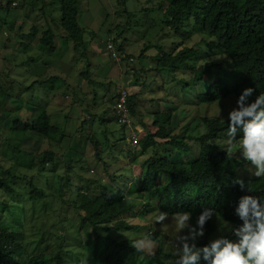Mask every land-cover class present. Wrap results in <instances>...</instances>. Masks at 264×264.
Returning <instances> with one entry per match:
<instances>
[{
    "label": "trees",
    "instance_id": "obj_1",
    "mask_svg": "<svg viewBox=\"0 0 264 264\" xmlns=\"http://www.w3.org/2000/svg\"><path fill=\"white\" fill-rule=\"evenodd\" d=\"M142 2V5L124 14L128 18L127 24L135 21L139 12L157 11L165 28L168 27V19L173 22L174 27L169 32L172 46L178 45V40L171 38L172 35L176 39L191 38L193 31L190 26H184L190 18L195 22L196 34L200 37L204 35L208 39L202 40L206 47L205 56L201 58L206 61L203 68L187 63V59L200 56L198 48L188 46L162 54L156 60L154 68L147 71L151 72L149 87L153 80L162 79V88L158 91L165 92L163 98H166V106H170L168 110L159 109L150 115L136 116V108L139 107L136 103L137 95L129 97L133 116L135 114L139 117V120L134 118L144 131L139 134L140 153H149V157L141 164L136 182L134 181L129 190L130 198L140 200L141 203L136 204L127 199L122 190L125 182L119 181L116 174H113L105 185L100 178L99 193L91 191L89 186L80 187L62 206V210L65 207L73 208L74 215L77 216L78 225L72 231L65 228L64 220L61 219L60 226L66 230L65 233L50 237L43 233V237L29 241L30 235L39 236L43 231L34 232V228L28 226L30 222L22 220L25 205L48 201L50 197L55 196L52 191L55 185L58 186L56 198L64 203L65 187L72 182L70 178L66 181L67 176L74 170L75 165L82 166L83 155L78 151L68 150L59 159L49 144V149L42 154L28 156L27 163L18 164L25 166V172L23 168L17 173L16 165L9 169L0 166V169L5 170L4 176L2 169L0 170V264H21L19 258L23 256H26L23 264H130L134 255L141 254L133 247V243L137 241L134 237L142 234L144 229L143 226L132 222V218L139 211L144 210V216L153 219L161 211L167 212L168 217L177 212L190 211L193 214L192 222L195 223V217L203 208L212 207L217 211L218 220L232 222L238 226L242 223L234 215L238 199L243 195L264 193V179L239 176L238 170L245 169L247 162L236 158L231 148L227 149L222 145L228 141L227 120L208 116L200 118L204 131L198 133L199 137L188 135L191 142L200 146V153L196 159L187 160L190 154L189 140L185 139L186 135H175L172 126L175 97L169 98L166 78H163V71H177L178 65H183L182 70L191 74L190 78L175 77L171 81L181 85L182 102L185 101L188 90L195 91L196 81L199 80L208 84L204 102L211 105L229 98L236 101L247 87L256 90L252 99L264 93V0H148L151 4L148 7L145 6L146 2ZM12 9L15 8H8L3 12L7 13ZM59 10L62 30L74 50L86 48V33L89 31L82 27L79 21L80 0H61ZM88 26H91V22ZM112 33L110 30L109 35ZM54 37L51 29L43 32L40 39L43 49L48 52L56 51ZM150 47L151 44L149 49ZM119 50L124 51L123 47ZM211 50H216L217 54L222 56L221 63L209 61L216 55ZM228 63L232 64V70L224 74L214 71ZM52 78L56 81L59 79L57 76ZM140 82L141 79L137 78L135 86H140ZM114 98L115 106L119 93ZM158 98L152 99L151 102H162L161 98ZM23 104L21 102L20 108L24 107ZM46 108L45 106L40 111L45 117L44 121L38 116L30 122L13 117L12 126L5 134L18 138L22 144L29 143L31 136H41L60 145L65 140V130L50 124ZM112 112L115 115L114 109ZM105 114L94 115L104 124L109 123ZM3 121L5 127L11 122L8 117H3ZM194 123L196 118L187 126L193 133L196 131ZM93 125L94 123H88L85 133L89 135V140L95 143V136L92 135ZM174 140L178 143L184 141L185 154L177 151L171 143ZM61 163L68 165L69 173L66 171L65 177L57 174ZM106 166L108 167V163ZM34 170L36 173L29 176L28 173ZM237 176L246 182L250 181L252 192L241 191L238 185H230L231 180ZM19 184L28 186L19 187ZM68 219L74 222L73 219ZM149 230L151 239L160 246L156 254L146 256V259L156 262L165 252L164 244L161 243L164 240L155 228L149 227ZM213 230L217 228L210 220L206 225L204 241H198V244H206Z\"/></svg>",
    "mask_w": 264,
    "mask_h": 264
},
{
    "label": "rangeland",
    "instance_id": "obj_2",
    "mask_svg": "<svg viewBox=\"0 0 264 264\" xmlns=\"http://www.w3.org/2000/svg\"><path fill=\"white\" fill-rule=\"evenodd\" d=\"M20 1L19 8L0 13V166L9 169L16 165L18 173L25 167L18 164L27 163L28 156L35 157L42 154L49 149V144L59 159L68 150H76L83 155L82 166L75 165L74 170L67 176L66 181L70 178L72 182L65 187L64 203L56 198L58 186L55 185L52 190L55 196L50 197L48 201L25 205L22 220L29 221L28 226L34 228V232L43 231L39 236L30 235L29 241H31L43 237V233L47 237L65 233L66 230L60 226L61 219L64 220L65 228L72 231L78 225L77 216L74 215L73 208L65 207L62 210V206L80 187L89 186L91 191L99 193L100 178L105 185V182L111 180L109 178L116 174L119 181L125 182L122 190L127 199L136 204L141 203L140 200L130 198L129 190L137 180L141 164L149 157V153L141 155L140 139L137 137L135 142L133 130L130 129L129 132V128L121 127L116 122L112 112L114 97L122 91H127L129 97L137 95L136 103L139 107L136 108V116L137 114L150 115L151 112L159 109L168 110L170 106H166V98H163L165 92L158 91L162 88L160 81L162 79L153 80L149 87L151 72L147 73V71L154 68L156 60L162 54L175 48L180 50L188 46L198 48L200 56L187 59V63L203 68L206 61L201 58L205 56L206 47L202 40L208 38L196 34L195 22L193 18H190L186 20L184 26H190L193 31L191 38L176 39L172 35L171 38L178 40V45L172 46L169 32L174 27L173 22L168 19L169 28H165L162 17L157 11L139 12L135 21L127 24L128 18L124 14L142 5V1L146 2L145 6H150L148 0H80L79 21L81 26L87 28L89 32L86 33V48L76 51L71 41L67 39L59 21L61 20L59 10L61 0H58L56 4H52L55 0ZM90 22L91 26H88ZM48 29H51L55 36V52H48L40 45L42 34ZM110 30L113 31L111 35H109ZM110 40L114 41L113 44L121 57L120 62L114 61L106 50ZM150 44L152 47L149 49ZM120 47H123L124 51H120ZM211 51L216 55L209 61L221 63L222 56L218 55L216 50ZM142 54H144L143 57H141ZM31 58L34 60L32 61ZM182 68L183 65H178L177 71L175 69L167 70L165 73L163 71L165 74L163 78H166L169 98L175 97L176 107L172 118L175 135H186L185 139L189 140L188 135L199 137L198 133L201 130L204 131L200 118L208 116L226 120L228 112L236 106V101L229 98L212 105L205 103L208 84L199 80L196 81L195 91L188 90L187 97L182 102L181 85L171 82L175 77L190 78L191 74L184 72ZM230 70H232V64L228 63L214 71L224 74ZM56 76L59 79L52 80V77ZM137 78L141 79L138 87L135 86ZM156 97L161 98L162 102L152 103L151 100ZM21 102L24 103L22 108H20ZM45 106L49 115L46 117L50 124L58 125L65 130L66 137L60 145L53 141L49 142L41 136H31L29 143L22 144L18 138L5 134V131L12 126L13 117L30 122L38 116L44 121L45 117L40 111ZM132 110L133 106H131ZM98 113L101 115L106 113L109 123H101L100 118L94 115ZM131 115L134 120L131 126L142 130L137 132L144 133L143 127L137 124L133 111ZM3 117H8L11 121L6 127ZM194 118L196 123L193 127L196 131L193 133L187 126ZM136 119L139 120V117ZM88 123H94L92 135L95 136V143L91 142L89 135L85 133ZM239 138L240 134L237 141L232 144L231 150L236 158L241 159L238 150ZM182 142L178 143L174 140L171 143L177 151L185 154L186 151L183 150L185 144L184 141ZM188 143L190 154L187 160L196 159L200 153V146L190 140ZM222 145L229 148L228 141ZM249 167L250 165L246 163L245 169L238 170L239 176L255 178L250 174ZM3 168L0 170L4 176ZM58 169L60 170L57 174L63 177L67 175L66 171L69 173L67 164L61 163ZM23 171L25 172V168ZM35 173L36 170L29 172L28 175ZM66 181L65 183H68ZM18 186L28 185L19 184ZM21 218L22 215L19 219ZM68 218L73 219L74 222ZM218 221L220 220L214 216L211 223L217 228ZM132 222L144 228L142 234L134 237V240L150 235L149 227L155 228L165 242H161L164 244L165 252L156 262L147 260V255H134L130 264H171L176 259L171 255L177 235L172 216H169L161 225L156 223L155 219L145 217L142 210L132 218ZM216 231L213 230L209 239L216 234ZM205 236L199 241L203 242ZM230 238L235 239L231 236ZM156 245L155 254L160 246L157 243ZM34 248L33 246L32 249ZM25 258L26 256L20 257L19 262L23 264Z\"/></svg>",
    "mask_w": 264,
    "mask_h": 264
},
{
    "label": "clouds",
    "instance_id": "obj_3",
    "mask_svg": "<svg viewBox=\"0 0 264 264\" xmlns=\"http://www.w3.org/2000/svg\"><path fill=\"white\" fill-rule=\"evenodd\" d=\"M255 91L247 87L241 92L236 106L228 112L226 134L229 148L240 134V156L250 165L252 176L264 179V93L252 99ZM132 130L138 131L133 127ZM230 185L252 192L250 181L246 182L239 176L233 178ZM217 215L215 208L205 207L193 223L190 211L173 214L177 235L171 253L176 259L171 264H264V193L241 196L235 204L234 215L242 223L237 226L232 222L218 221L216 234L206 244L199 245L198 241L205 236L207 223ZM166 219L168 213L161 211L155 222L162 225ZM133 247L138 253L152 256L157 245L150 235H146L135 241Z\"/></svg>",
    "mask_w": 264,
    "mask_h": 264
},
{
    "label": "built area",
    "instance_id": "obj_4",
    "mask_svg": "<svg viewBox=\"0 0 264 264\" xmlns=\"http://www.w3.org/2000/svg\"><path fill=\"white\" fill-rule=\"evenodd\" d=\"M21 6L20 0H0V13L8 8H19ZM106 50L110 54V57L114 59V61L120 62L121 57L116 50L113 42L110 40L106 45ZM131 61H134L131 59ZM116 121L120 126L127 127L132 129V115L129 101V93L127 91H122L119 94L118 102L114 106ZM138 131H141L137 129ZM134 136L133 139L137 141V131L133 130Z\"/></svg>",
    "mask_w": 264,
    "mask_h": 264
},
{
    "label": "crops",
    "instance_id": "obj_5",
    "mask_svg": "<svg viewBox=\"0 0 264 264\" xmlns=\"http://www.w3.org/2000/svg\"><path fill=\"white\" fill-rule=\"evenodd\" d=\"M20 22V21H19Z\"/></svg>",
    "mask_w": 264,
    "mask_h": 264
}]
</instances>
